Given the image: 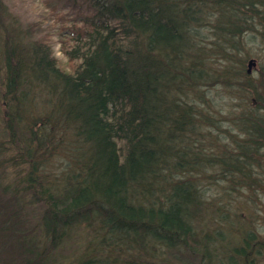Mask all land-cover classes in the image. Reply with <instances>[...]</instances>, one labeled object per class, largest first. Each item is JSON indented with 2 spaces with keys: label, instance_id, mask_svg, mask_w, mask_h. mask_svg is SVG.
<instances>
[{
  "label": "trees",
  "instance_id": "obj_1",
  "mask_svg": "<svg viewBox=\"0 0 264 264\" xmlns=\"http://www.w3.org/2000/svg\"><path fill=\"white\" fill-rule=\"evenodd\" d=\"M56 1L48 4L52 12ZM87 1L90 12L80 21L58 16L69 25L62 33L72 41L65 47L70 69L41 38L24 36L26 42L0 30V95L8 101L4 116L12 130L8 145H0V158L11 157L0 160V187L9 190L10 207L19 203L6 211L0 232L26 230V206L40 203L44 244L33 242L37 233L19 231L20 264H132V256L116 262L118 251L146 242L188 248L213 264V248L191 231L200 189L180 173L204 170L215 159L236 179L242 173L251 178L255 168L264 174V83L255 92L260 103L246 102L236 118L240 105L228 106V119L242 133L233 138L238 133L224 131L234 146L227 141L222 157L206 156L202 145L222 127V112L201 102L202 93L198 100L190 93L212 73L223 81L240 76L242 91L248 90L251 77L236 39L250 30L264 41V9L258 7L264 0ZM214 56L227 66L215 68ZM32 99L41 100L38 115ZM70 134L74 141L66 144ZM217 137L225 141V134ZM58 151L66 160L61 175H51L43 167ZM15 166L25 174L19 179L14 170L4 185L1 179ZM84 223L97 233L91 253L59 261L56 251ZM224 261L219 264H237Z\"/></svg>",
  "mask_w": 264,
  "mask_h": 264
},
{
  "label": "rangeland",
  "instance_id": "obj_2",
  "mask_svg": "<svg viewBox=\"0 0 264 264\" xmlns=\"http://www.w3.org/2000/svg\"><path fill=\"white\" fill-rule=\"evenodd\" d=\"M74 2L60 0L58 10L54 9L52 12L51 9L53 8L50 9L48 4H57L56 0H48L47 4L44 0H0V30H9L12 35L17 34L21 37L23 35L24 41H26L24 36L32 38L31 40L41 38L51 46L54 54L63 60L62 67L70 69L72 64L66 58L65 47L70 46L72 41L62 33L69 25L65 22L60 23L58 16L63 14L66 19L71 18L73 20L75 18L76 21H80L82 18L80 15L85 16L90 12L87 0H75ZM258 7L260 10L264 9L263 5L259 4ZM243 35L239 36L236 41L241 45L240 57L246 59L245 69L248 68L249 59L255 58L256 60V65L249 73L251 86L248 87V90L242 91L243 83L246 81L240 76L223 81L224 78L221 74L212 73L201 81L204 82L201 83L202 86L197 85L196 89L190 93V97H194L195 100H198V94L202 93L201 102L206 101L207 105L219 109L217 113L220 115L222 112V118H220L222 127L210 134L212 140L204 141L202 144L206 148L204 153L208 157L224 156L226 153L224 144L227 145V141L234 146L233 142L227 140V137L231 139L232 136L228 132H224L225 130L234 134L238 133L233 138H240V133H242V131L238 132L234 119H228L230 115L228 106L237 103L240 105L239 108H234L236 118L246 107V102H252L253 105L260 103L255 92L260 91L264 83V41L257 31L245 30ZM213 59L212 62L215 63V68L218 70H222V66H227L224 57L214 56ZM3 77L4 67L0 57V94L2 96L4 89L2 85ZM248 80L250 79L248 78ZM235 88L238 89L233 90ZM1 95L0 145H8L9 133L12 131L11 128H7V119L4 116V106H7L8 101L6 102ZM31 101L36 108L32 111L36 110L37 115L40 114L41 110L37 108L41 107L39 105L41 100H39L40 103H36L37 99ZM16 107H13V113H15ZM55 131L58 130L53 126L50 132L52 137H54ZM224 134L225 141L217 137ZM64 140L66 144H70L74 141V136L72 134L64 136ZM10 141L13 142V140ZM19 141H21L20 138H18V143ZM212 146H217L219 150L208 149ZM66 156L64 151H58L54 155H50L43 167L44 171L49 172L51 175H54V172L57 171L61 175L60 170L63 168ZM2 158L7 160L11 157L7 154ZM13 168L8 167L6 174L1 179L4 180V185L16 174H18L17 178L19 179L25 174L22 166ZM14 170L18 172L14 174ZM182 172L184 173H180L181 176L183 174L189 176L200 189L201 196L197 207L190 214L191 231L198 237V240H202V246L213 248V264L223 263L224 260L227 261L229 258H232L237 264H262L264 262V174L261 175V173H258V168H255L251 178L244 176L242 173V177L240 175L236 179L237 175H231L230 169H225L223 165L215 162V159L204 170L202 168H187ZM19 173L23 174L19 175ZM233 176H236V178H233ZM8 195L9 190L3 191L0 187V221L5 218L6 211L12 208L19 209L17 201L10 207ZM43 209L40 203L26 206V210L30 214L27 217L28 222L25 220L28 227L26 230L19 228V231H24V233L25 231H31L30 235L35 237V233H37V237L33 242H38L37 244L40 245L44 244L41 230L38 227ZM14 218H17V216H14ZM29 226L35 227V229L31 230ZM19 231L18 233L22 234ZM18 233L5 237L3 232H0V264H8V260L11 258H13V264H20L18 257L21 255L22 249L19 248L20 237ZM30 235L28 236L30 237ZM96 235L97 233L93 230V227L85 223L74 227L71 236L66 238L56 251V258L61 262L70 263L80 255L90 254V248L94 245V242L93 244L91 242L95 240ZM15 237L18 239L16 240ZM145 245L146 247L138 246L134 249L126 248L124 251H118L120 255L116 262L128 261L132 256V261L136 260L132 264H208L207 260L198 252L194 253L188 248H173L165 243L153 246L151 243L146 242ZM257 249L261 251H257Z\"/></svg>",
  "mask_w": 264,
  "mask_h": 264
},
{
  "label": "water",
  "instance_id": "obj_3",
  "mask_svg": "<svg viewBox=\"0 0 264 264\" xmlns=\"http://www.w3.org/2000/svg\"><path fill=\"white\" fill-rule=\"evenodd\" d=\"M247 65H248L247 71L250 73V72L252 71L253 66L256 65V60H255V58H251V59H249Z\"/></svg>",
  "mask_w": 264,
  "mask_h": 264
}]
</instances>
